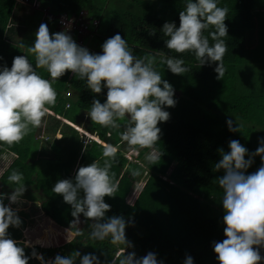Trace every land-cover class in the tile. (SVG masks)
<instances>
[{
	"label": "trees",
	"instance_id": "trees-1",
	"mask_svg": "<svg viewBox=\"0 0 264 264\" xmlns=\"http://www.w3.org/2000/svg\"><path fill=\"white\" fill-rule=\"evenodd\" d=\"M37 1L39 6L34 10L31 24L23 31L22 43L27 47L23 51L21 46L14 45L13 38L22 28L27 7L18 0H0V67L10 68L13 57L25 55L39 75L51 79L46 69L35 67L34 55L28 52L35 40V28L44 16L43 11L49 10L51 15L59 17L77 15L85 10L90 19L100 22L98 26L90 27L89 46L101 53L103 42L119 33L133 56L150 60L162 79L172 85L176 104L165 109L169 119L158 125L159 141L154 147L161 155L160 159L148 162L145 156L151 149L143 147L132 162L126 153L139 145L129 146L122 139L127 118L117 120V126L113 127L101 126L87 117L93 99L103 103L107 90L94 94L87 88L86 80L70 72L53 80L56 100L46 108L117 145L118 150L106 157V147L95 141L84 142L72 126L47 113L39 126H29L30 130L19 142L0 143V158L8 154L12 160L0 176V193L8 195L14 188L25 186L24 198L40 202L41 210L56 222L47 219L45 235L37 237L35 242L29 241L28 232L24 234L18 230L11 232L10 238L29 242L31 247L22 245L29 257L28 264H40L32 253L42 255L45 261L50 258V249H41L37 245H51L56 239L51 234L59 225L80 233L60 249L63 250L60 256L73 252H79L80 256L94 254L100 264H112L113 261L118 264L125 254V246L113 244L110 238L92 239L89 233L93 221L82 214L79 216L80 228L71 224L75 219L71 215V206L51 191L58 180L74 179L79 167L93 161L103 166L108 160V174L117 189L112 197H104L105 203L110 205L105 218L121 216L125 219L126 241L132 245L126 253L135 252L140 258L152 252L161 264H183L186 256H191L194 264H218L213 244L224 239L225 227L221 203L223 190L216 181L224 173L214 170L215 163L221 158L219 149L228 152L229 141L235 139L252 154L259 139L264 137V0H218V6L227 9L224 22L228 30V36L223 37L226 52L220 79L214 71L215 63L200 66L192 52L175 53L165 47L167 37L160 30L165 22H175L179 26V12L185 7L184 0H132L127 8L114 9L108 15L105 14L106 2L101 4L104 0ZM34 2L29 0L30 5ZM209 31L211 28L205 30L204 35L211 44ZM149 32L155 34L149 35ZM82 38L83 43L80 39L79 43L78 34L72 35L78 46L86 48L85 40L89 37ZM87 50L91 53V49ZM168 56H181L188 71L181 75L169 72L163 63ZM67 91H71L69 98L64 95ZM68 103L70 107H66ZM227 119L242 125L239 131L230 132ZM44 122L45 133L52 134L50 142L37 135ZM57 132L62 134L60 139L55 138ZM260 165V157L254 156L246 174L255 172ZM13 171L22 174L20 185L8 180ZM141 182L144 186L130 204L129 199ZM7 200L4 199L5 204ZM17 215L22 221L20 228L24 229L28 216L23 211ZM58 229L59 234L66 232ZM259 251L262 257L259 264H264V248ZM79 259L76 258V264Z\"/></svg>",
	"mask_w": 264,
	"mask_h": 264
},
{
	"label": "clouds",
	"instance_id": "clouds-1",
	"mask_svg": "<svg viewBox=\"0 0 264 264\" xmlns=\"http://www.w3.org/2000/svg\"><path fill=\"white\" fill-rule=\"evenodd\" d=\"M22 5H30L29 0ZM184 5L179 12V26L175 22H165L160 30L167 37L165 47L175 53L192 52L200 66L215 63L214 71L217 79H220L226 52L223 37L228 36L224 22L227 9L218 6V0H184ZM31 6L36 9L39 2L35 0ZM47 18H55L49 10L46 11L44 20ZM59 27L61 28L60 25ZM210 28L211 44L204 35V31ZM154 34L155 32H149V35ZM101 49L99 54L90 53L86 48L78 46L65 30L50 36L47 25L41 23L28 52L34 55L35 67L46 69L51 79L39 75L25 55L13 57L10 68L0 67V143L11 145L19 142L30 130L29 126H39L47 113L72 126L80 133L84 142L95 141L106 147V157L118 150L117 145L102 140L98 135L85 131L46 108V105L54 104L56 100L52 81L70 72L75 77L86 80L87 88L94 94L101 93L102 89L107 90L103 103L97 99H93L91 103L87 117L92 122L115 127L117 120L127 118L122 139L129 146L139 145L126 153L129 161H136L143 147L151 149L145 156L148 162L160 159L161 155L157 154L154 147L160 134L157 125L169 119V112L165 109L176 104L172 85L162 79L150 60L133 56L126 40L119 33L106 39ZM163 63L175 75L188 71L181 56H168ZM68 92L70 96H67ZM67 93L64 94L66 97L72 96L71 91ZM226 124L230 132H237L242 126L232 119H227ZM61 137V132H57L55 138ZM49 140L46 137V141ZM228 148V152L219 149L221 158L214 165L215 171L223 170L224 173L216 181L223 190L221 203L225 227L224 239L215 242L213 250L218 264H259L262 259L259 249L264 248V137L259 139L258 147L252 154L235 139L229 141ZM254 156L260 157L261 165L255 172L246 174ZM3 158L9 164L1 171L0 176L12 161L8 154ZM108 168V160H105L103 166L93 161L79 167L74 179L58 180L51 191L62 196L63 201L71 206V215L75 218L71 224H78L82 214L93 221L89 233L92 239L110 238L113 244L125 246V254L118 264H161L152 252L140 258L136 257L135 252L126 253V249L132 245L126 241L125 219L121 216L105 218L110 205L105 203L104 197H112L117 189V184L108 174ZM8 180L20 185L22 174L13 171ZM24 192L23 185L14 188L7 195L9 203H17ZM136 197L135 194L134 200L129 203L133 204ZM4 199L5 194L0 193V264H28L29 257L25 255L24 248L7 233L10 226L19 227L22 221L4 203ZM69 231V228L66 229L68 243L72 237L80 234L76 231L69 235ZM32 255L40 260V264H76L77 257H80L79 264H100L96 255L80 256L79 252L68 256L57 255L47 261L35 252ZM112 264L116 262L113 261ZM183 264H194L192 257L186 256Z\"/></svg>",
	"mask_w": 264,
	"mask_h": 264
},
{
	"label": "rangeland",
	"instance_id": "rangeland-1",
	"mask_svg": "<svg viewBox=\"0 0 264 264\" xmlns=\"http://www.w3.org/2000/svg\"><path fill=\"white\" fill-rule=\"evenodd\" d=\"M131 1L132 0H123V1L122 0H118V1H116V0L105 1L104 0V1L101 2V4L106 2L105 5H106V9L107 10H105V14L108 15L110 13V11H112L114 9H118L120 7L127 8L128 7V3L131 2ZM22 3H26V0H20V4H22ZM24 6L27 7V8H26V11H25L26 14H23V19H22L23 30L21 32L17 33V35L14 37L15 38V42H17V43L21 41L22 36H23V31L26 29V27H28L31 24L32 14H33V12L35 10V6H31V5H28V6L24 5ZM43 13H44V17H45L46 16V10H44ZM41 23H44V24L47 25L50 36L53 33H58L59 32V28H58L59 19H58V17L55 16V18H53V19L42 20L40 22V24ZM40 24H39V26H40ZM35 30L37 31L38 28H35ZM88 35L89 34H84L82 37H85V36H88ZM75 38H77V36H75ZM98 43H100V42L98 41ZM85 44L87 45L88 42H86ZM22 47H24V45H22ZM95 51L91 50V53L99 54V53H97ZM162 123L163 122H160V123H158V125H161ZM124 124H126L125 126H127V122L124 123ZM45 128H46V124L44 122L43 124L40 125L39 132L37 133L38 137L40 139H42L43 141H46V137H48V140H49V137L51 138V135H52V134L44 133L43 131L45 130ZM84 139H85V136H84ZM50 141H51V139L49 141H47V142H50ZM248 146L250 147V144ZM50 157H51V155H50ZM4 158H0V174H1V171L5 168V166L9 164V162H7L5 160L3 161ZM143 185H144V182H141L138 185V188L135 189L134 192H136L135 193L136 195L139 194V192L141 190V187ZM11 192L9 191V194ZM135 194L133 195V198L131 197L129 199V202H132L134 200ZM5 199H7V195H5ZM6 205H9L14 211H17V213L20 212V211H23V213H26L27 216H28L25 219L26 226H25L24 229L20 228V226L19 227L10 226L8 228L7 233L9 235V237L12 236L11 232H14L16 230L21 231L24 234H26V232H28L29 241L35 242L37 237H39V236L42 237V235L44 234V232H45V230H46V228L48 226L46 222H47V219H49V217L46 216L45 213L41 210L40 202L38 203V202L30 201L29 199L24 198V196L22 195V197L20 198V200L17 203L10 204L9 200H7ZM80 225H81V221H80V218H79V223L76 224V226L80 228ZM58 228H61L63 230L67 229V228H62L59 225L55 226V233L51 234V236H56L55 241L51 245H49V244H47V245H39L38 244L37 245L41 249H48L49 248L50 251H51V256H50L51 258H53L56 254L61 255L63 250H60V249H62L66 245H68V242H67L66 237H65L67 235V233L66 232L65 233L62 232V234H59V229ZM71 233H72V231H69V235ZM74 238H75V236L72 237L71 241H73ZM16 241L19 242L20 246H22V245L24 246L25 245V246L31 247V245H29L30 243H27L25 241H19V240H16ZM122 252H124V251H122Z\"/></svg>",
	"mask_w": 264,
	"mask_h": 264
},
{
	"label": "built area",
	"instance_id": "built-area-1",
	"mask_svg": "<svg viewBox=\"0 0 264 264\" xmlns=\"http://www.w3.org/2000/svg\"><path fill=\"white\" fill-rule=\"evenodd\" d=\"M58 18L59 25L61 26L62 30H65L66 32L68 31V34L71 36V38L73 34L77 33L78 40L84 34H89L90 27L98 26L100 23L98 19H90L89 13L85 10L81 11L77 15L68 16L65 14L63 16H59ZM81 43H83L82 40ZM67 96H70L69 92L67 93ZM67 107H70V104H67Z\"/></svg>",
	"mask_w": 264,
	"mask_h": 264
},
{
	"label": "crops",
	"instance_id": "crops-1",
	"mask_svg": "<svg viewBox=\"0 0 264 264\" xmlns=\"http://www.w3.org/2000/svg\"><path fill=\"white\" fill-rule=\"evenodd\" d=\"M33 14H34V12H33ZM33 14H32V17H33ZM22 18H23V17H22ZM42 20H44V16H43V18H41V21H42ZM39 24H40V23H39ZM21 25H22V21H21ZM38 27H39V26H38ZM27 28H28V27H26V29H27ZM58 28H59V32H61L62 29H61L59 26H58ZM22 30H23V26H22L21 30L18 31L17 33L21 32ZM16 35H17V34H16ZM85 37H87V36H85ZM88 37H89V38L85 40V43L88 42L87 45L85 44V47H86V49H91L92 51H95V49H93L92 47H90V46H91L90 43H91V39H92V38H90V35H88ZM82 39H83V38L81 37L80 40H82ZM13 42H14V45H15V46H21V48H22L23 51L26 50L27 47H25V45L22 43V39H21L20 42L17 43V42H15V38H13ZM22 45H24L25 48L22 47ZM89 45H90V46H89ZM101 51H102V50H101ZM95 52H97V51H95Z\"/></svg>",
	"mask_w": 264,
	"mask_h": 264
},
{
	"label": "bare ground",
	"instance_id": "bare-ground-1",
	"mask_svg": "<svg viewBox=\"0 0 264 264\" xmlns=\"http://www.w3.org/2000/svg\"><path fill=\"white\" fill-rule=\"evenodd\" d=\"M27 243H29V242H27ZM30 245V244H29Z\"/></svg>",
	"mask_w": 264,
	"mask_h": 264
}]
</instances>
